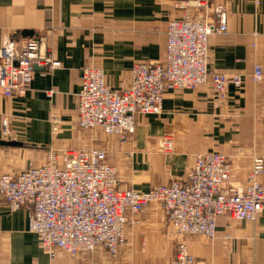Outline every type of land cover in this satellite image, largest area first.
Wrapping results in <instances>:
<instances>
[{"label": "crops", "instance_id": "crops-1", "mask_svg": "<svg viewBox=\"0 0 264 264\" xmlns=\"http://www.w3.org/2000/svg\"><path fill=\"white\" fill-rule=\"evenodd\" d=\"M190 0H0V48L25 38L49 35L61 68H36L20 97L0 93L1 121L8 119L9 141L23 148L0 147V176L18 174L43 164L49 148H95L107 152L119 187L148 192L182 180L195 156L219 153L233 166V179L243 180L251 157L263 161L264 188V0H215L228 6L227 31L211 35L209 72L239 74L241 88L227 87L218 101L211 84L163 95L160 116L139 117L127 143L100 130L77 127V94L84 69H100L105 84L121 90L135 63H162L166 29L176 17L174 2ZM255 66L263 78L251 80ZM49 92L52 95L49 96ZM60 121L52 132L51 120ZM173 142L169 154L157 143ZM31 208L10 212L0 199V264H171L175 239L163 209L151 205L128 217L125 243L112 258L103 248L71 258L58 252L50 261L35 235L27 230ZM196 264H264V211L255 222L217 220L214 239L185 238Z\"/></svg>", "mask_w": 264, "mask_h": 264}, {"label": "built area", "instance_id": "built-area-1", "mask_svg": "<svg viewBox=\"0 0 264 264\" xmlns=\"http://www.w3.org/2000/svg\"><path fill=\"white\" fill-rule=\"evenodd\" d=\"M173 10L177 16L167 23L164 61L133 64L125 88L108 87L100 69L82 71L77 94L80 131L98 129L127 143L139 117L162 114L163 95L168 90L179 94L211 84L216 99L222 102L227 99L228 85L241 88V75L228 76L208 69L207 41L211 35L226 33L227 4L190 0L174 2ZM53 48L49 35L2 46L0 93L6 98L20 97L29 88L36 68L48 72L60 69ZM262 78V67L255 66L252 82L256 84ZM51 125L52 132H58L57 118H52ZM1 134L4 141L12 136L5 117ZM157 149L169 154L172 140H161ZM262 174L263 161L253 156L243 180H234L233 166L226 156L203 153L195 156L184 179L140 192L119 187L117 171L107 163L104 150L49 148L42 165L0 176V199L10 212L31 208L27 230L36 236L50 261L58 252L77 258L98 247L116 258L125 243L129 215L136 216L157 204L176 241L171 264H196L185 238L214 239L221 217L255 222L264 211Z\"/></svg>", "mask_w": 264, "mask_h": 264}, {"label": "water", "instance_id": "water-1", "mask_svg": "<svg viewBox=\"0 0 264 264\" xmlns=\"http://www.w3.org/2000/svg\"><path fill=\"white\" fill-rule=\"evenodd\" d=\"M0 147H6V148H23L25 147L24 144L14 142V141H4L0 140Z\"/></svg>", "mask_w": 264, "mask_h": 264}, {"label": "rangeland", "instance_id": "rangeland-1", "mask_svg": "<svg viewBox=\"0 0 264 264\" xmlns=\"http://www.w3.org/2000/svg\"><path fill=\"white\" fill-rule=\"evenodd\" d=\"M175 239V238H174ZM175 245H176V241H175V244H174V250H175Z\"/></svg>", "mask_w": 264, "mask_h": 264}]
</instances>
